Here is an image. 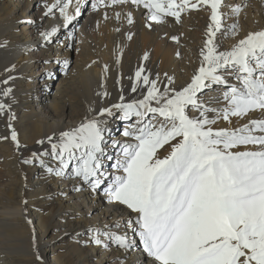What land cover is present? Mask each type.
Wrapping results in <instances>:
<instances>
[{
  "label": "snow or ice",
  "instance_id": "6c2138e0",
  "mask_svg": "<svg viewBox=\"0 0 264 264\" xmlns=\"http://www.w3.org/2000/svg\"><path fill=\"white\" fill-rule=\"evenodd\" d=\"M87 3L45 0L41 20L58 13L62 23L40 26L41 40L50 43L63 29L64 47L71 49L75 23ZM90 4L93 12L104 10V19L110 18L108 10L142 7L146 20L156 24L168 23L169 18L180 24L182 13L206 10L199 67L189 81L176 86L167 73V83H162L159 74L153 79L146 66H139L130 78L134 98L129 99L121 85L117 102L38 140L49 147L32 152L23 163H36L48 174L77 181L76 191L84 186L92 192L102 189L110 204L124 206V217L88 226L92 244L115 245L126 253L136 248L138 237L152 264H264V28L240 37L238 21L226 22L223 0H90ZM228 7L234 16L242 10L240 5ZM114 18L134 22L132 11H114ZM219 36L235 42L223 48ZM171 39L178 42L177 36ZM142 59H148L147 52ZM68 65L65 59L64 68ZM14 79L8 75L0 80V116L7 115L10 139L19 150L11 103L5 99L12 98ZM217 88L222 89L217 96L202 99L205 91ZM98 95L103 100L110 94ZM253 113L260 118H251ZM110 118L125 122L122 139L112 135ZM234 119L246 122L232 127ZM221 121L229 126L217 127ZM33 250L38 264H45L35 234Z\"/></svg>",
  "mask_w": 264,
  "mask_h": 264
},
{
  "label": "bare ground",
  "instance_id": "6f19581e",
  "mask_svg": "<svg viewBox=\"0 0 264 264\" xmlns=\"http://www.w3.org/2000/svg\"><path fill=\"white\" fill-rule=\"evenodd\" d=\"M44 3L45 0H0V45H4L0 46V80L8 75L15 77L10 82L12 98L5 99L11 103L12 125L22 146L19 150L14 146L7 128L8 117L0 116V136L9 137L0 140V264H38L33 234L45 264L43 248L55 239L63 246L61 252L53 256L54 264H152V258L143 251L138 237H134L136 248L126 253L115 245L103 248L89 241L88 226H103L124 217V206L110 204L102 189L92 192L84 186L81 191H76L77 181L44 170L38 179H23L25 168L29 170L35 166L25 164L23 160L32 152L49 147L47 142L37 144L38 140L75 126L85 115L95 114L101 107L117 102L121 85L124 94L129 99L134 98L130 78L141 65L146 66V74L151 78L155 79L159 74L162 83H167L165 73L174 78L176 86L189 81L199 67L208 12L192 10L182 13L180 24L172 18L168 23L156 24L146 20V10L142 7L116 8L114 11H132L134 22L129 25L123 18L117 21L113 10L107 11L109 19H104V10H99L94 17L75 23L74 34L77 32L78 42L73 41L72 67L51 70L48 67L56 61L60 63V56L70 49L64 47L67 37L63 29L58 33V39L50 43L39 37L40 26L62 23L58 13L56 17L41 20ZM72 3L75 5L76 0ZM223 4L221 10L228 14L226 22L238 21L240 37L264 28V0H223ZM228 5H240L242 10L238 16L231 15ZM28 6H31L29 10ZM70 11L74 12V7ZM21 19L34 23L20 24ZM149 23L151 27L147 26ZM128 34H131L130 39ZM172 36H177L178 42L172 40ZM218 38L223 48L235 42L232 37ZM145 52L148 53L147 60L142 59ZM118 57L119 64L116 63ZM13 65L10 72L5 71ZM42 69H45L43 75L39 73ZM41 77L43 80L38 89L35 84ZM54 80H57V86L49 93V82ZM102 91L110 94L103 100L98 95ZM220 91L219 88L205 91L202 99L208 101ZM211 106L218 105L212 102ZM89 108L93 109L92 113L88 112ZM251 118H260V114L253 113ZM245 122L234 119L231 126ZM124 125L125 122L118 118L109 119L108 127L117 139H122L120 133ZM216 126L229 125L221 121ZM164 154V151L160 153L161 156ZM52 231L56 234L49 237Z\"/></svg>",
  "mask_w": 264,
  "mask_h": 264
},
{
  "label": "rangeland",
  "instance_id": "374dc122",
  "mask_svg": "<svg viewBox=\"0 0 264 264\" xmlns=\"http://www.w3.org/2000/svg\"><path fill=\"white\" fill-rule=\"evenodd\" d=\"M73 2V0H72ZM73 4V3H72ZM31 8V6H28V10ZM91 4H86V7H84L83 11H82V14L80 17H78L77 19V24L78 23H81V21H83L85 18H90V17H94L96 15L97 12H93L91 9ZM73 10V8H72ZM74 43H77L78 40H77V32H75L74 34ZM74 52H75V46H73L72 49H70L67 54L65 55H62L60 56L62 59H61V62H55L54 65L52 67H48V69H51V70H56V69H64V66H63V61L65 59H67L69 61V65L67 67V69L71 68L72 65H73V61H74V58H73V55H74ZM47 69V70H48ZM44 70L45 69H42V70H39V73L43 75L44 73ZM40 81L38 83L35 84V86L39 89V87L41 86V82L43 80V77H41V79H39ZM57 80H54V81H50L49 82V86H48V91L49 93H52V91L55 89V87L57 86ZM18 120L20 119L19 116L16 117ZM120 128L122 129V124L120 123ZM35 165V166H34ZM34 167H32L31 169H26L24 170V173H23V179L24 178H28L27 180L31 181L32 179L35 180V179H38V176H39V173L44 170V169H41V167L34 163ZM36 167V168H35ZM34 168V169H33ZM45 172V170L43 171ZM37 208L40 207L39 204L36 205ZM56 233H54L53 231L48 235L49 237H52L53 235H55ZM62 244H61V241H59V239H55L51 242V244H49L48 246H45L43 248V251H44V254H45V259H46V263L47 264H54L53 261H52V258L53 256L57 255V253H60L61 252V248H62ZM133 252V250H132Z\"/></svg>",
  "mask_w": 264,
  "mask_h": 264
}]
</instances>
